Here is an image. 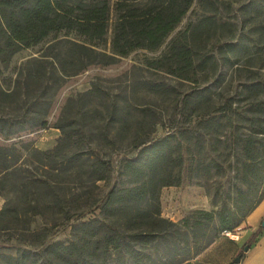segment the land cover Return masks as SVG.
<instances>
[{
	"label": "rangeland",
	"instance_id": "374dc122",
	"mask_svg": "<svg viewBox=\"0 0 264 264\" xmlns=\"http://www.w3.org/2000/svg\"><path fill=\"white\" fill-rule=\"evenodd\" d=\"M207 1L216 11L195 0L159 49L78 71L74 33L23 47L10 40L0 15V264H170L174 246L184 247L185 238L191 244L198 211L231 208L244 188L240 140L264 121L254 106L262 94L251 98L246 90L264 89V0ZM204 16L217 26L198 66L185 78L170 74L171 42ZM105 38L108 52L110 30ZM59 126L67 137L56 154ZM166 136L182 155L179 185L162 188L159 198L160 217L174 227L139 238L123 211L107 214L95 205L110 190L131 186L121 165L137 154L136 144ZM81 152L88 161L72 159ZM97 157L109 170L95 182L89 165ZM240 230L219 234L186 263H232L247 243L235 248ZM205 233L201 242L214 232Z\"/></svg>",
	"mask_w": 264,
	"mask_h": 264
},
{
	"label": "trees",
	"instance_id": "16d2710c",
	"mask_svg": "<svg viewBox=\"0 0 264 264\" xmlns=\"http://www.w3.org/2000/svg\"><path fill=\"white\" fill-rule=\"evenodd\" d=\"M0 0V15L10 40L23 47L41 43L51 33L65 31L74 33L70 42L78 70L92 64L110 65L118 57L141 49H159L169 34L181 22L195 0ZM201 0L203 10L213 14L216 9ZM217 26L213 16H204L196 25L175 38L169 48L167 61L169 73L185 78L193 72L199 53ZM111 32L109 51L105 36ZM187 34V35H186ZM80 39V40H79ZM209 59H201L205 64ZM247 94L255 98L262 94V101L254 105L264 115V89L256 85L247 86ZM264 120V119H263ZM40 127H45L42 121ZM63 139L51 153H60L62 142L67 134L63 127ZM68 139V138H67ZM244 162L241 165V179L244 188L236 190L231 208L223 207L217 214L198 211L190 225L192 242L184 239V247L174 246L176 253L170 264L186 263L206 249L219 234L239 228L264 200V121L256 124L251 133L240 140ZM139 150L134 157L126 158L121 165L122 174L131 183L129 188L112 189L98 201L95 208L112 214L113 210L123 211L126 228L140 230L135 236L145 238L174 227V223L160 217V191L164 187L178 186L182 155L171 137L155 140L145 139L135 145ZM50 153V154H51ZM83 158V160H81ZM74 161H88L87 153L72 154ZM91 181H104L109 163L97 157L90 161ZM216 223L210 227V223ZM188 226V225H187ZM213 235L201 242L207 229ZM256 230L245 245L256 238ZM201 232V235L198 233ZM177 233H172V236ZM108 245L118 247V241L108 240ZM241 258L243 253H240ZM230 264H234L233 262Z\"/></svg>",
	"mask_w": 264,
	"mask_h": 264
},
{
	"label": "crops",
	"instance_id": "0c3cea01",
	"mask_svg": "<svg viewBox=\"0 0 264 264\" xmlns=\"http://www.w3.org/2000/svg\"><path fill=\"white\" fill-rule=\"evenodd\" d=\"M264 216V200L259 206L246 217L240 226L238 240L234 241L235 248H241L246 242L249 241L252 234L261 226V218ZM239 264H264V228L256 238L251 242L248 250L243 252Z\"/></svg>",
	"mask_w": 264,
	"mask_h": 264
},
{
	"label": "water",
	"instance_id": "95a60500",
	"mask_svg": "<svg viewBox=\"0 0 264 264\" xmlns=\"http://www.w3.org/2000/svg\"><path fill=\"white\" fill-rule=\"evenodd\" d=\"M261 226L264 228V220L262 221ZM248 248H249V246H247V245L244 246V248H243V252H246V251L248 250ZM240 260H241V255H238V256L233 260V263H234V264H239Z\"/></svg>",
	"mask_w": 264,
	"mask_h": 264
},
{
	"label": "built area",
	"instance_id": "2783aa9c",
	"mask_svg": "<svg viewBox=\"0 0 264 264\" xmlns=\"http://www.w3.org/2000/svg\"><path fill=\"white\" fill-rule=\"evenodd\" d=\"M226 235H229V233H226Z\"/></svg>",
	"mask_w": 264,
	"mask_h": 264
}]
</instances>
